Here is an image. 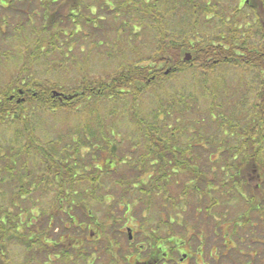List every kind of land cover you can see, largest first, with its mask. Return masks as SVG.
I'll list each match as a JSON object with an SVG mask.
<instances>
[{
	"label": "trees",
	"instance_id": "obj_1",
	"mask_svg": "<svg viewBox=\"0 0 264 264\" xmlns=\"http://www.w3.org/2000/svg\"><path fill=\"white\" fill-rule=\"evenodd\" d=\"M5 1L6 6L0 7L5 15L18 16L25 24H28V13L40 10L41 15L36 19L42 16L46 21L52 22L62 12L64 4L68 3L73 10L67 15L73 23H76L79 17L89 23L93 21L81 11L82 6L87 7L84 0ZM95 1H101L102 4L99 5L106 9L107 14L117 13L118 18L122 13L129 20L127 23L121 22V27L117 29L119 34L125 32L129 39L124 43L125 41L120 40L121 34L115 39L120 48L112 53L114 55H110L118 60L112 76L107 74L110 79L105 81L101 77L92 80L86 77L78 81L79 85L67 88L55 82L52 84L48 78L44 80L46 84H42V80L39 82L38 79L27 78L25 73L34 69L33 63L44 56L45 50L66 53L58 46L59 35L55 34L54 41L47 42L48 46L47 43H41L40 46L34 43L32 48H27L31 51H24L28 56L21 66V79L14 82L18 88L5 87L3 99L0 98V124H6L16 131L10 149L0 145V182L16 188L13 193L10 190L7 193L4 188H0V264H10L6 250L8 241L18 242L35 256L43 255L44 259L39 264H49L52 258L65 264H78L79 259H84V255L81 254L82 248L72 247L71 239L72 236L83 233L80 227H83L87 220L90 204L95 212L104 211L106 221L116 222L117 218L113 217L116 213V216L120 217L118 221L123 224L124 218L132 215L139 219L141 227H146L148 222L145 218L151 210L156 207L166 209L156 203L154 198L163 200L164 205L171 201L172 217L178 220L179 214L175 211L180 209L182 201L175 200L173 196V182L179 195L187 196L191 189L195 191V194L192 192L193 196L183 201L184 205L189 207L192 206L191 200H194V196L199 199L197 202L194 200L195 204H201L205 196L217 192L222 195L244 194L246 192L243 189V180H254L264 172V87L260 89L262 91L258 94L259 100L255 103V109L261 117L259 123L254 120L255 127L246 132L247 141L235 143V146L230 147L231 150L227 147V142L229 139H235V128L224 125L217 127L210 120L216 130L214 136L204 138L201 132H197L195 137L191 138L193 130L190 127L187 130L183 128L184 119L187 117L182 119L181 115L176 121L170 117V97L160 99L150 117H141L138 111V105L145 93L157 87L165 90L169 76L181 74L184 67H194L195 71L200 70L198 72H202V76L207 78L219 65L234 63L238 67L255 71L256 79L260 76V83L264 85V0H237V3L241 4H237L238 9L246 5L260 18L261 39L258 41L260 44L255 46L249 43L253 34L248 33L249 30L237 29L234 25L225 34L220 32L217 36H211L207 29L212 20L204 19L208 15H217L216 6L210 4L211 0H206L201 5L192 0L187 1L195 19L191 22L192 29L182 32L169 31L167 28L166 18L171 15L170 12H176L167 10L168 2L160 6V0H152V4L150 0H140L144 3L143 6L137 8V11H132L134 7L139 6V2L129 4L135 0H124V7H121L120 4H110L107 0ZM119 6L123 8L122 12L117 8ZM91 9L89 14L94 16L97 12L94 14L95 8L89 10ZM8 17L5 19L8 20ZM6 22L1 21V35H4L6 27L20 29L17 26L20 23L11 27ZM200 22L203 24L204 34L198 27ZM147 27V31L154 30L155 34L146 32ZM44 28L45 25L40 30ZM107 30L108 28L103 32L97 29L94 33L105 34ZM80 36L84 40L89 37L84 30ZM104 40L106 38L100 39V42L95 40L93 45L97 47L98 43L105 44ZM71 43L74 44L68 55L75 63L77 42ZM142 48L149 52L145 61L139 59ZM119 52L121 54H118ZM21 53L19 57L24 58ZM188 53L194 54V59L190 62L185 61ZM6 55L9 56V52H6ZM179 98L180 95L175 99ZM102 100L109 103V112L113 118L116 116L115 118L121 121L120 116L128 117L126 119L134 126L129 133H135L134 136L124 138L115 125L105 127L104 121H101L104 115L98 111ZM35 110L51 114L72 110L79 115V123L76 127H69L66 135L59 132L57 139L44 142L40 132L36 134L33 127L35 124L32 113ZM204 120H201L202 127L206 124ZM91 123L98 125L95 132ZM121 123L125 124V119ZM185 132L189 134L186 136L187 143H184ZM120 139L132 140L128 152L133 151V161H130L133 163L127 167L122 163L125 162L124 156L129 153L120 157ZM38 158L40 164L36 171L37 164L33 163ZM220 162H224L223 165ZM216 171L223 172L224 177H215ZM215 179L219 181L215 182ZM222 181L225 182L219 184ZM34 193H37L39 198L34 199ZM48 193L52 197L45 205L44 198ZM249 193H259L256 184H252ZM32 204L34 208L31 207ZM96 216L94 223L98 226L96 220L99 214ZM163 216L164 213L161 212L158 215L161 218ZM33 218L36 219L35 222ZM53 234L56 235L55 239ZM46 255L48 261L45 260ZM35 261L31 257L25 264H37Z\"/></svg>",
	"mask_w": 264,
	"mask_h": 264
},
{
	"label": "rangeland",
	"instance_id": "obj_2",
	"mask_svg": "<svg viewBox=\"0 0 264 264\" xmlns=\"http://www.w3.org/2000/svg\"><path fill=\"white\" fill-rule=\"evenodd\" d=\"M150 1V4H152L153 1ZM187 1L188 0H160V6H163L165 2H168L167 10H176L177 12H173V14L170 12L171 15L165 20L166 22H168L167 28L169 31L171 30L175 32H182L190 31L192 29L193 26L191 22L194 21L195 17H193L191 5L188 4ZM192 1L195 3H200L201 5L206 0ZM98 2L101 3V1ZM137 2H139V6L134 7L132 11H137V8L143 6L144 4L140 0L131 1L129 4H135ZM99 3H97V1L95 0H84V4L87 5V7L82 6L81 11L84 15H86L88 18L90 17L93 20L91 23H89L88 20H83L82 17H79V19H77V22L73 23L68 17L69 15H67L69 14V11L73 10V8H70V3L64 4V9H61L62 12L57 15V18L53 19L52 22L46 21L42 16H40L38 20L36 19L39 14L41 15L42 10H40V12L35 11V13H28V24H25V21L18 16L13 17L12 15H9L10 17H8V14L5 15L2 8H0V24L1 21H7L6 23L10 26H16L18 23H20L17 25L20 29H12L10 27H6L7 29L4 28L5 36L1 35L0 33L1 100L3 99V95L5 93V87L10 89L17 87L14 82L18 79H21L20 73L23 69V67L21 66L28 56L24 54V51H26L27 48H32L34 43L40 46L41 43L46 45L47 42H53L55 34L59 35L57 37L58 40H60L58 41L59 45H57L59 47H62L64 49V53H66L63 54L62 52L55 50L52 52H50V50L48 51V49L45 50V53L43 54L44 56L42 58H39V61L36 60L33 63L34 69H30L29 73H25L27 78L29 77L32 79H38V81L42 80V84H46L44 80L48 78L52 82V84L53 82H55L59 85H65L67 88L79 85L78 81H80V79L83 80L86 77H89V79L92 80H97L101 77L105 81L109 80L110 78L107 76V74H109V76H112V73L115 71L118 61L115 58H111L110 55H114L112 53L115 50H119L120 48L119 43L115 39H117L120 34V40H123V42L125 41L124 43H127V39H129L128 35H126L125 32L119 34L117 29L121 27V22L127 23L129 20L126 19L128 17L123 16L122 13L119 14L118 18H116L117 13L109 12L107 14L106 9H102V5L100 6ZM112 3L116 4L117 6L118 4H120L121 7H124V0H113ZM210 4L216 6L215 8L218 15H208L204 17V19H206L207 21L212 20L211 25L208 26L207 29V31L210 32L211 36H217L220 32H223V34H225L231 29L230 27L234 25L237 29L240 28L247 31L249 30L248 33L253 34V37H251L249 40L250 45H257L258 41L261 39L259 27L260 18L256 17L257 13L255 14V12L248 8L246 5L245 7L242 6L241 9H238L241 4L239 5V3H237V0H211ZM237 4L239 5L238 7ZM1 6H6L5 0H0V7ZM106 6L110 7V5ZM120 6L117 8H120L121 11L123 10V8H121ZM90 8L97 9V13L94 16L89 14L91 12L89 10ZM6 16L9 18L8 20L5 19ZM200 17V19H202V15H200ZM224 21H226V23H222ZM21 24L24 25L21 26ZM29 24H31L33 27ZM44 25L45 28L41 31L40 29L44 27ZM112 27L114 28L112 29ZM198 27L201 28L200 30H202L204 34L205 30L203 28L202 22L198 24ZM107 28L109 32L107 30L105 34H100L101 37L99 35L100 32L97 34L94 33V31L97 29L104 32ZM83 30L89 35V37L87 36V39L85 40L82 38V36H80ZM147 30L148 27L146 29V32L155 34L154 30ZM92 34L96 35L94 36ZM153 36L151 37V39L153 38ZM103 38H106V40H104V42H106L105 44L98 43L97 47L93 45L94 43H96L95 40L100 42V39ZM37 39L40 40L37 41ZM73 41L77 42V47L74 53L76 61L75 63L71 61V57L68 55L72 44H74L71 43ZM85 41L86 43H84ZM258 44H260V42ZM48 45L49 43H47V46ZM10 48H12V51L9 50ZM81 48H83L84 50L81 51ZM142 49L143 50L140 52L141 57H139V59L141 61H145L147 55L149 56V52L146 48ZM27 50L31 51V49ZM6 52H9V56L6 55ZM21 52L24 54V58L19 57V53ZM118 54H121V52H119ZM187 55H190L191 58L189 60L186 59V62H190L194 59L193 53H188ZM198 71L200 70L195 71L194 67H184L181 74L177 73V75H174L175 77L169 76V80L167 81V83H165V90L161 87H157L152 89L148 93H145L142 102H140V104L138 105V111L141 117H150L153 115L154 110L157 108L156 105L157 103H159L158 101L160 99H167V97H170L172 99V102L168 104L169 108L171 109L170 117H172L175 121L177 119H180L181 115L182 119L187 117L186 119H184L185 127L183 128H186L187 130V128L190 127L191 130H193V136L191 138H194L197 132H201V135L204 138H208V136H214L213 134L216 130L213 129V124H210V120H212L217 127L224 125L235 128V139H229L227 142V147L231 150L230 147L235 146L239 141H247L246 132H249L253 127H255V124L253 122L254 120H257L256 122L259 123L261 117L260 114H258V111H256L255 109V103H257V101L259 100L258 97L260 96L258 94L262 91L260 89H262L264 85L260 83V76H258L256 79L257 73L255 71L250 70V68L246 67H238L234 63L219 65L217 69L214 70V73L209 75L207 78L206 76H202V72L200 73ZM48 85L50 86L51 83H49ZM178 95H180V98L175 99ZM181 100L182 102L184 101V103H182ZM129 103L130 101L127 104ZM99 107L100 109L98 111H100L104 115L101 121H104L105 127L109 125H115V128H118V132L124 135V138L125 136L135 135V133H129V131L134 129V126L129 122L128 119H126L128 117L120 116L119 118H121V121L117 120V118H115L116 116L113 118V116L109 112L110 105L107 101L102 100V102H100L99 104ZM77 116L79 115H77V113H73L72 110L60 111L56 114H51V112L43 113L42 111L35 110L32 113L33 123L35 124L33 127L36 130V134H39L40 132L42 141L50 142L57 139L56 136L59 135V132L65 133L69 127L71 128V126H78L79 117ZM170 117H168V119ZM90 118L93 119L92 115H90ZM106 118H108V120H106ZM124 119L125 124H122L121 122ZM202 119H205L204 121H206V124H203V127L201 125ZM175 121L173 123H175ZM198 121H200V124H198ZM190 122L193 123L190 124ZM91 124L95 132L98 125L96 126L95 123ZM262 132H264V129ZM15 134L16 131L14 129H11L6 124H0V145L10 149V143L12 140H14L13 138ZM188 135V133H184V143H187L186 136L188 137ZM119 141L122 142L119 154L121 157V155H123L124 153H129L128 148L131 146L132 140L120 139ZM249 142L250 141L247 142L248 145L251 144ZM184 148H186V146H184ZM249 150L251 151L252 149ZM124 160L125 162L122 163L123 166L127 167L128 165H132L133 162L130 161H133V151L127 156H124ZM209 160L211 161V157L209 158ZM220 163L221 165H223L222 163L224 162ZM33 164H37V171L40 164V159L38 158V160ZM223 175V172L221 173L219 171H216L215 177H219L220 179L224 177ZM1 187L4 188L7 193H9V190L10 192L12 191V193L16 190L14 186L9 185L8 183L0 182V188ZM171 187L174 190L173 196L176 198L175 200L179 199L180 201V199H182L184 201L185 198L193 196V193L195 194V191L191 189L190 193H188L187 196L180 198L182 195L180 196L178 194V189L176 188L174 182ZM45 195L46 196L44 198V204L47 205V200L50 202V198L52 196L50 197L49 193ZM33 196L34 199L39 198V196H37V193H34ZM154 200L156 203L165 206L163 200H159V198H154ZM194 200L197 202L199 199L194 196ZM194 200H191L192 206L190 205L187 208V212L185 213V215H188V221L192 216L191 209L195 204ZM31 207L34 208V205L32 204ZM160 212L167 214L166 209L156 207L150 211L148 216L146 215V221H148V219L150 221L154 218L156 222ZM35 221L36 219L33 218V222ZM38 221H40V219ZM40 222L43 221L41 220ZM52 228L55 229V226L52 225ZM60 233L65 234L64 232ZM52 236L53 239H55L56 235L53 234ZM8 243L9 246L6 250L9 253L10 264H25V261L31 260V257L33 260H36L35 262L37 264H39V262L44 259L43 255L35 256V254H33L31 251H27V249H25V246H22L18 242L8 241ZM108 254L109 253L107 252L106 258L109 257ZM47 257L48 256L46 255L45 260L47 259ZM49 264L65 263L56 261L54 258H52V262H50Z\"/></svg>",
	"mask_w": 264,
	"mask_h": 264
},
{
	"label": "flooded vegetation",
	"instance_id": "obj_3",
	"mask_svg": "<svg viewBox=\"0 0 264 264\" xmlns=\"http://www.w3.org/2000/svg\"><path fill=\"white\" fill-rule=\"evenodd\" d=\"M243 181L246 193L207 195L192 207L189 221L182 199L175 211L178 220L172 217L170 201L167 214L147 221L146 227L132 215L123 224L116 213V222L106 221L104 211L95 212L90 204L80 227L83 233L71 239L84 255L78 264H264V172ZM252 184L258 194L249 193Z\"/></svg>",
	"mask_w": 264,
	"mask_h": 264
},
{
	"label": "water",
	"instance_id": "obj_4",
	"mask_svg": "<svg viewBox=\"0 0 264 264\" xmlns=\"http://www.w3.org/2000/svg\"><path fill=\"white\" fill-rule=\"evenodd\" d=\"M190 58H191L190 55H187V56H186V59H187V60H189Z\"/></svg>",
	"mask_w": 264,
	"mask_h": 264
}]
</instances>
